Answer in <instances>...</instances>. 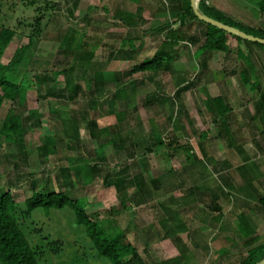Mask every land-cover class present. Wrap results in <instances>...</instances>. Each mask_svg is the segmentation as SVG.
<instances>
[{
	"label": "rangeland",
	"instance_id": "1",
	"mask_svg": "<svg viewBox=\"0 0 264 264\" xmlns=\"http://www.w3.org/2000/svg\"><path fill=\"white\" fill-rule=\"evenodd\" d=\"M145 1L24 0L15 11L0 6V28L17 32L1 61L7 63L31 36V60L48 62L54 69L63 67L71 55L61 52L60 41L71 34L90 46L97 45L95 60L104 71L128 69L129 61L106 63L109 52L119 50L123 56L130 49L122 39L139 37L137 45L143 41L151 55L165 37L164 32L153 30L174 22L160 10L149 11ZM117 14L140 20L131 26ZM38 15L41 33L36 32ZM237 40L229 35V51L213 53L204 68L193 59L196 46L185 41L177 46V59L169 71L135 74L118 86L107 83L96 104L82 93L73 101H61L60 108L65 109L60 120L51 113L49 99L30 90L21 111L37 109L40 125L26 132L23 153L0 139V187L24 174L39 187L86 196L88 213L126 228L127 237L148 264L156 260L164 264H239L250 248L264 243V209L259 202L264 194V125L247 116L248 105L254 111L256 101L264 99V84L250 89L256 76L247 74L244 82L240 74L249 68L248 62L264 68V60L258 51H248V44ZM237 43L245 45L249 59L238 56ZM192 62L198 67L192 69ZM80 83L84 84L83 77ZM118 88L125 93L115 97L112 106L110 99ZM217 95L224 96L230 108L226 116L216 118L218 123L204 102L207 96ZM11 105L5 101L0 106V124ZM84 119L97 124L87 128ZM252 122H258V127ZM156 134L164 142L158 150L154 149ZM48 135H56L58 151L40 155L38 147ZM111 137L119 138L115 145L106 142ZM190 152L197 162L194 157L188 159ZM85 163L89 165L88 182L80 170ZM123 169L132 178L136 173L144 176L151 193H145L143 202L137 203L142 199L138 192L122 204L109 185ZM157 178L160 183L155 188L150 179ZM133 191L134 185L128 187L129 198ZM29 193L26 190L18 197L16 215L40 253V264H111L95 256L83 228L73 224L70 210L46 214L37 209L24 217L23 199ZM173 230L181 242L167 237ZM182 243L187 247L184 254L179 249Z\"/></svg>",
	"mask_w": 264,
	"mask_h": 264
},
{
	"label": "trees",
	"instance_id": "2",
	"mask_svg": "<svg viewBox=\"0 0 264 264\" xmlns=\"http://www.w3.org/2000/svg\"><path fill=\"white\" fill-rule=\"evenodd\" d=\"M260 9V14L264 18V2L261 3ZM179 10L183 12L179 16L182 28L185 27L189 19L202 23L205 27V38L197 51V58L200 59L201 66L204 67L207 62L206 58L201 59L205 55L204 53L210 51H229L227 37L230 34L203 21L201 22L193 12L190 0H186ZM199 10L206 16L238 28L245 33L264 38L263 25L256 28L245 26L225 15L217 8L207 7L204 0H199ZM119 15L117 14L116 16ZM130 16V14H126L119 18L121 20L124 19L128 25H136L140 17L134 18L132 16V19H130ZM40 18L39 15L36 17L37 33L42 32V28L40 29L39 27ZM182 28L175 30L170 28V24H167L154 29L153 32L156 31V33L164 32L165 37L158 48L153 50L151 55L149 54L151 50L148 51L143 47V41L139 43V46L137 45L136 40L139 37L122 39L123 43L128 45L130 51H126L123 56H120L119 50L115 53H113L114 51H110L106 63L112 60H125L130 62V67L123 70H110L109 72L104 71L101 64L98 67L100 62L95 60L97 58L95 55L97 45L90 46L82 38L77 39L76 36H72L71 34L65 40L60 41L61 52L71 55V60L67 61L63 67L54 69L49 67L48 62H41L37 58L31 60L32 57H29V51L34 41V37L31 36L29 41L16 48L10 60L4 63L1 61L2 56L17 32L12 28H0V106L5 101L12 104L0 124L1 142L15 146L17 152L23 153L26 132L39 127L40 117L37 109H26V114L24 111H21V106H25L30 90L38 91L43 98H48L51 113L60 120L65 109L60 108L61 101H73L82 93L86 94L88 102L96 104L107 83L118 86L131 80L135 74L158 73L160 70L169 71L176 62L177 46L181 44L180 42L186 41L194 44L198 42V39L190 31L183 30ZM232 36L237 38L238 41L247 44L256 43L239 36ZM191 65L192 69L198 67L197 63L192 62ZM30 74H32L33 78L29 77ZM59 76H62V81H60ZM81 77H83V85L80 83ZM258 85V83H255L254 88H257ZM187 88L188 86L179 89L176 96L178 97L181 91ZM95 92L98 93L96 95L97 99L94 98ZM115 92V96L110 99L112 106L114 105V98L118 97L120 93H125V90L118 88ZM204 102L216 123H218L216 118L219 119L226 116L230 110L222 95L215 97L207 96ZM116 115L119 116V113L117 112ZM84 121H86L87 128H90L92 123L97 124L94 120L87 121L84 119ZM115 129H117V126ZM92 134H95L94 130H92ZM154 137V149L158 150L164 142L160 134H156ZM57 140L56 135L46 136L44 142L38 147L39 154H56L58 151ZM118 140V137H111L106 142L115 145ZM185 149L191 150L188 146ZM189 158L195 162L198 161L196 155H193L191 152L190 154L188 153ZM88 166L86 163L80 166V170L83 169L82 174L86 182L90 180L86 179L89 172ZM127 170L123 169L115 173L109 185L114 186L122 204L125 200L138 196L139 193H141L142 199L140 198L137 203L143 202L145 193H151V190L147 189V184L143 179L142 173H136L134 178H132L128 176ZM64 171L66 174L68 173L67 169ZM66 177L69 178V175L67 174ZM28 178L23 174L15 181L7 182L0 187V264H40L38 259L40 253L32 246L28 237L23 232L16 215L20 205L18 197L26 190L30 193L23 199L25 208L24 217H30L37 209H42L46 214H49L51 211L68 209L73 214V224L76 227L80 226L83 228L97 258L107 259L111 264H148L147 261L140 257L136 246L127 237L128 230L126 228H121L118 225H114V222L101 220L96 215L88 213L86 207L89 201L86 196H71L65 189L54 190L39 187L38 182L34 178ZM150 180V183L152 182L155 188L159 187L160 181L158 178ZM67 184L66 182L64 183V185ZM133 185L135 191H133L129 198L126 192L128 187ZM259 202L264 209V196H259ZM167 234H169V231L166 232ZM175 234L177 233L173 230L171 235H167V237H171L175 243L181 242L180 237ZM179 249L182 254L187 251V247L183 243ZM263 259L264 243H261L250 248L246 255L242 257L239 264H257ZM150 264L164 263L156 260ZM174 264H177V262Z\"/></svg>",
	"mask_w": 264,
	"mask_h": 264
},
{
	"label": "crops",
	"instance_id": "3",
	"mask_svg": "<svg viewBox=\"0 0 264 264\" xmlns=\"http://www.w3.org/2000/svg\"><path fill=\"white\" fill-rule=\"evenodd\" d=\"M23 2H24V0H0V6L2 7L3 10L15 11L14 8L15 7L19 8L20 3H23ZM145 2H146V7H148L150 9L149 11L157 12L160 10L163 13H166L168 15V17L173 18L174 22L169 23L170 28H174V29L178 28L179 29V28L183 27L181 25V20L179 18L180 14L183 12H180L179 8L181 5H183L186 2V0H169V1H166V0H146ZM204 2H205V5L207 7L217 8L218 10L222 11L225 15L231 17L235 21H238L239 23H241L245 26L252 27V28L253 27L256 28V27L261 26V25L264 26V23L260 24V22H259V20H261V18H262L261 14H260L261 13L260 12L261 11L260 5L262 2H264V0H261V1H258V0H204ZM190 3H191V1H190ZM3 10H0V12H2ZM16 18H19V17H16ZM7 19H9V18H7ZM261 21H263V20H261ZM178 24H179V26L175 27ZM0 26H2V25H0ZM3 27H5V26H3ZM182 29L190 31V33L196 39H198V42L196 44L191 42V44L196 46V50H194V53H193V59L197 60L198 59L197 58L198 47L200 46V44L203 42V40L205 38V36H204L205 27L202 23H198L195 20L189 19V21L186 22L185 27ZM197 29H200V31ZM175 30H177V29H175ZM238 42H241V41H238ZM180 43H185V42L181 41ZM242 43L236 44L237 48H238L237 54H238V56L244 57L245 59H249V54H248V52H246L247 51L246 47ZM247 46L249 48L248 51H252L253 49H254V51H258L261 59L264 60V47H258L256 45H254L253 43L248 44ZM229 49H230V46H229ZM215 52H223V51H210V52L204 53L205 55H203V57L201 59L203 60L206 58V60H209L213 56V53H215ZM198 60L200 61V59H198ZM248 65H249V68H247L248 70L243 68L241 70L240 74L242 75V77L244 76L243 80L245 82L247 81V79L245 77V76H247V74H249L251 76H256V78L254 77V79H253V82H252L253 84L249 86L250 89H254L255 83L259 84V82H262L264 84V68L263 67H261L259 69L255 68L252 64H249V62H248ZM202 68H204V67L202 66ZM259 76L263 77L262 80H259L257 78ZM256 102H257V103H255L256 108L253 106V108H255L254 111H251L250 104L248 105L247 116L250 119H252V121L257 120L258 122H262V125H264V99L259 98ZM258 122H252V124L255 125ZM255 126H257V125H255ZM262 130H264V126H263ZM243 134H244V132H243ZM260 196H264V194L260 195Z\"/></svg>",
	"mask_w": 264,
	"mask_h": 264
},
{
	"label": "water",
	"instance_id": "4",
	"mask_svg": "<svg viewBox=\"0 0 264 264\" xmlns=\"http://www.w3.org/2000/svg\"><path fill=\"white\" fill-rule=\"evenodd\" d=\"M190 1H191L192 10L199 20H201L207 24H210L214 27H217L221 30H224V31L228 32L231 36L232 35L239 36L245 40L256 42V43L264 45V38L245 33L244 31H242L238 28L232 27V26L227 25L223 22H220L218 20H215L211 17L206 16L205 14H203L199 10V0H190ZM257 264H264V259L261 260L260 262H258Z\"/></svg>",
	"mask_w": 264,
	"mask_h": 264
}]
</instances>
